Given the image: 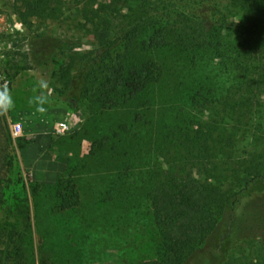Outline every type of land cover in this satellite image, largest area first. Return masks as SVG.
Masks as SVG:
<instances>
[{"label":"rangeland","instance_id":"rangeland-1","mask_svg":"<svg viewBox=\"0 0 264 264\" xmlns=\"http://www.w3.org/2000/svg\"><path fill=\"white\" fill-rule=\"evenodd\" d=\"M109 2L63 0L54 11L48 2L43 18L24 25L15 13L17 0H0V88L7 86L13 101L12 108L0 112L7 124V130H0V158L13 156L10 176L21 181L0 207V249L14 254L15 245L24 255L23 261L15 258L9 264H142L159 259L164 239L150 197L156 173L167 167L174 144L187 130L222 123L228 133L235 127L232 118L223 121L219 114L225 97L234 96L241 81L223 63L234 43L227 32L195 48L143 49L141 41L152 34L144 29L126 62L152 61L159 68L157 79L129 102L119 96L115 107L103 108L81 95L74 100L70 78L61 70L72 52L92 50L109 37L92 23ZM256 8L264 10V0ZM229 18L235 28L246 29L247 17L240 9ZM41 94L49 101L44 112L29 103ZM61 123L70 131L57 135ZM15 124L21 126L20 135L12 134ZM252 124L247 132H236L234 150L241 161L264 163V133L256 141ZM192 159L198 162V177L209 163ZM2 164L0 159V168ZM250 180L245 177L244 183ZM70 184L76 186L79 202L65 208ZM262 193L264 180L251 184L243 200ZM255 241L258 246L259 238Z\"/></svg>","mask_w":264,"mask_h":264},{"label":"trees","instance_id":"trees-1","mask_svg":"<svg viewBox=\"0 0 264 264\" xmlns=\"http://www.w3.org/2000/svg\"><path fill=\"white\" fill-rule=\"evenodd\" d=\"M17 2L15 13L26 25L46 15L48 2L54 11L61 7L63 0ZM259 2L110 0L103 5L98 21L92 20L109 37L92 50L72 52L61 70V75L70 78L69 89L74 100L78 101L81 95L93 104L110 108L119 104V96L124 102L136 98L160 73L152 61L136 66L126 62L142 30H152L140 43L143 49L169 46L190 49L210 41L212 36L221 37L224 32L233 37L234 43L229 54L223 56V63L235 70L241 81L236 94L225 97L219 114L223 113V121L226 117L232 118L235 127L227 133L226 124L218 123L206 129L200 125L195 132H184L182 140L174 144L167 167L156 173L150 193L156 224L164 239L163 255L142 264H264V193L246 202L243 200L251 184L264 180V163L241 161L233 139L236 132H247L253 121L256 141L264 133V101L261 100L264 10L256 8ZM236 9L246 14L248 22L244 31L235 28L229 18V13ZM35 59L40 60L38 56ZM5 121L0 116V130L5 127L7 130ZM8 139L12 141L9 134ZM18 141L19 147L24 148L26 143L20 138ZM193 157L209 163L198 177L194 172L198 162ZM0 159L3 162L0 168L2 207L7 203L8 193L19 187L21 181L10 176L13 156L4 154ZM199 167L203 168L202 164ZM245 177L251 180L244 183ZM68 190L70 201L65 208L79 202L76 186L70 184ZM257 237L259 244L255 246ZM14 247V254L0 249V264H9L15 258L24 260L23 252Z\"/></svg>","mask_w":264,"mask_h":264},{"label":"clouds","instance_id":"clouds-1","mask_svg":"<svg viewBox=\"0 0 264 264\" xmlns=\"http://www.w3.org/2000/svg\"><path fill=\"white\" fill-rule=\"evenodd\" d=\"M40 87L42 89L47 88V84L45 82H41ZM35 91V90H34ZM48 98L46 95H36L29 100L30 104L36 105V110L38 112L46 111L44 105L47 104ZM13 107V101L11 98V94L7 86L0 88V112H6L8 109Z\"/></svg>","mask_w":264,"mask_h":264},{"label":"built area","instance_id":"built-area-1","mask_svg":"<svg viewBox=\"0 0 264 264\" xmlns=\"http://www.w3.org/2000/svg\"><path fill=\"white\" fill-rule=\"evenodd\" d=\"M70 131V127L66 123H61L59 126L56 127L55 133L57 135H64ZM21 133V126L20 124H15L12 126V134L14 135H20Z\"/></svg>","mask_w":264,"mask_h":264}]
</instances>
